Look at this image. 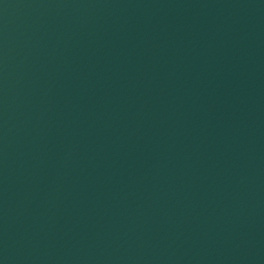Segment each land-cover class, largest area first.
Returning a JSON list of instances; mask_svg holds the SVG:
<instances>
[{
	"label": "water",
	"instance_id": "95a60500",
	"mask_svg": "<svg viewBox=\"0 0 264 264\" xmlns=\"http://www.w3.org/2000/svg\"><path fill=\"white\" fill-rule=\"evenodd\" d=\"M0 264H264V0H107L2 70Z\"/></svg>",
	"mask_w": 264,
	"mask_h": 264
}]
</instances>
